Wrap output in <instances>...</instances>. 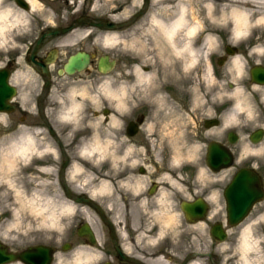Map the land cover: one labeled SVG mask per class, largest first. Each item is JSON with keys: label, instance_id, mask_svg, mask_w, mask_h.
<instances>
[{"label": "flooded vegetation", "instance_id": "1", "mask_svg": "<svg viewBox=\"0 0 264 264\" xmlns=\"http://www.w3.org/2000/svg\"><path fill=\"white\" fill-rule=\"evenodd\" d=\"M12 1L16 4L15 8L31 9L30 0H22V5L17 0ZM35 1L44 7L45 12L39 19L35 18L30 31L34 39L28 44L20 40L15 49L0 53V71L7 73V82L15 88V94L8 100L12 109L0 111V115H18L19 120L35 117L34 128L44 130L56 143L46 149L47 153L58 160V165L52 167L53 175L59 181L62 174L73 193L90 197L97 205L95 210L67 198L59 182L62 201L74 210H84L70 219L66 238L59 249L72 251L77 242L85 247L96 245L99 264H152L158 258H181L184 254L179 255L177 247H173L167 239L166 212L179 214L181 219L184 218L190 224L207 222L211 238L219 242L211 235L212 227H220L226 235L234 227L228 222L224 193L236 172L242 168L252 169L258 177V185L261 182L264 188V178L258 170L259 166L251 162H236L237 166L234 165L238 152L228 145L255 144L250 137L259 129L263 132L258 143L264 140V107L261 108L258 104L264 98V84L254 81L251 72L256 66L264 67V61L262 54L258 53V57L252 49L254 38L230 43L226 35H220L224 36L220 41L214 36L216 44L202 51L199 48L204 45L202 36L189 41L188 46L192 50H184L182 41L175 40L176 49L164 41L163 49L172 56V60L166 54L162 68L155 55L146 54L143 46L132 44L128 45V52L116 49L111 53L88 48L93 37L99 38L106 32L116 33V43L127 41L123 39V31L130 30L134 35L142 32L138 23L148 16L149 6L139 15L141 3L126 18L137 16L130 26L107 31L90 27L86 23V19L103 20L88 14L87 0ZM49 12L53 19L66 23L45 24L44 19L50 17ZM116 17L118 22L125 20L118 15ZM74 24L77 26L73 29L61 32L63 28ZM80 26L86 28L82 40L68 41L67 35ZM77 53L87 54L89 60L82 70L68 74L64 66ZM105 57L112 61V68L101 72L99 62ZM234 58L241 60L240 72L233 66ZM88 76L93 82L110 76L112 102L101 111L114 120L116 128L122 134V144H113L114 162L103 167V176L106 178L99 179L107 182L108 188L98 189L96 198L86 189H78L67 183L71 177L69 166L73 150L78 144L63 142V138L58 137L67 131L65 127L58 125V115L65 112L72 102L80 105L83 103V88L78 81L85 82ZM237 101L242 106L235 109ZM253 106L258 108L261 121L255 123L257 127L242 134L237 130L246 124V119L241 118V115H246L247 110ZM232 119H235L234 122ZM157 123L164 128L160 134L162 138L160 135L158 137L160 142L164 139V144L135 143L136 136L147 128L153 127L152 131L156 132ZM232 125L236 128L232 129ZM212 143L223 145L233 156L232 165L225 168L231 169V172L220 188L211 182L200 183L198 157L194 156L199 144H204L206 164L207 146ZM184 153L187 155L184 156ZM131 163L132 171L126 166ZM45 164H51V161L46 158L35 161L34 166L40 172L36 176L47 178L49 183V178L52 177L49 175L51 166H47V173L42 172ZM207 168L212 171L208 166ZM221 170L210 172L212 179L220 176ZM46 192L52 194L51 190ZM184 202L203 203V219L189 222L184 216ZM256 204L251 207L248 215ZM90 234L95 238L94 244L91 243ZM148 242L154 243L156 249H149ZM36 245L52 247L53 264L59 249L51 243H32L19 249H10L22 252ZM168 249L174 251L169 252ZM213 255L215 256L209 258V261L211 264H218V256ZM122 256L134 262L123 260Z\"/></svg>", "mask_w": 264, "mask_h": 264}, {"label": "rangeland", "instance_id": "2", "mask_svg": "<svg viewBox=\"0 0 264 264\" xmlns=\"http://www.w3.org/2000/svg\"><path fill=\"white\" fill-rule=\"evenodd\" d=\"M142 1L87 0V12L90 16L103 20H117V15L120 18L126 19L138 9ZM14 6L16 7V4L12 0H0V12L7 14L4 20L5 29H3V34H0V53L15 49L20 44V40H23V43L25 42L26 44L32 41L34 35L30 31L33 28L35 18L39 19L45 12L44 7L35 0H30L31 9L29 10L15 8ZM160 6L163 7V3L150 0L147 11V15L151 14L149 21L152 22V15L155 12H159ZM192 6L193 17H197L199 21H203V23L208 25V22L204 18L206 15L205 11H200V3L197 4V1L194 0ZM56 7H58L57 4ZM189 11L191 10L189 9ZM49 15L50 17L44 19L45 24L57 25L66 23V21L53 19L50 12ZM147 17L142 18L138 23V27L140 26L143 32L134 35L130 30L123 31L125 34L123 39L127 40L126 42L105 43L101 37H93L88 48H95L98 52L107 51L111 53L116 49L128 52V45L132 44L143 46L145 53L155 55L154 57L158 60L157 63L163 68L165 63L164 56L168 54L171 57V59L169 58L170 60H172V56L163 49L165 42L161 36L160 29L157 25L151 24ZM218 21L220 20H217L216 25H220L221 22ZM259 26V29L263 30V35L261 37L257 35V38L264 41V23L259 24ZM84 29L86 28L80 26L70 32L67 35L68 41L82 40ZM220 35L229 37L230 33L224 31L218 32L216 38L219 41L224 37ZM238 38L249 39L253 38V36L245 34ZM180 39L178 37V42ZM120 46L122 48H118ZM262 60L264 61V52L262 53ZM169 69L170 66H168V71H170ZM99 80L93 82L90 80V76H88L87 81H78L83 88V103L76 109L75 113L77 116L74 120H70L65 116V113L69 110L68 108L65 109V112L59 113L58 119L60 122L58 125L65 127L67 131L61 135L57 133L59 138H63V142L78 144L73 150V157L69 166L71 177L67 180V183L78 189H86L92 194L93 198H96L97 195L99 178L104 177V165L111 164L112 162V154L110 153L113 150L112 144H122L121 132L113 123H110V117H107L101 111L104 106H108L112 102V95L104 93V86H108L112 90L111 78L110 76H104L99 78ZM94 96L95 98H93ZM258 104L263 108L264 98ZM247 111L246 115H241V118L246 119V124L241 128H237L242 134H246L250 129L257 127L255 123L261 121L260 119L262 118L258 115L259 110L256 106ZM87 117L93 120L97 119V124L103 132L101 139L107 140L111 144L110 148L106 150L107 154L105 153L103 157L94 162H89L81 154V146L88 134V131L83 128V121ZM19 119L18 115H0V240L12 249H19L32 243H51L59 249L66 238L71 224L70 219L78 216L77 214L83 213L84 210L78 208L71 210L61 199L59 181L53 175L52 168L58 165V160L46 152L47 148L56 143L44 130L38 131L34 128L33 122L35 117L29 116L23 118L24 120ZM159 119L160 117L158 116L157 120ZM232 120L234 122L235 119ZM152 128H147L136 136L135 143L164 144V139L163 142H160L161 139L158 138L163 132V126L157 123L155 127L157 128L156 132L152 131ZM235 128L232 125V129ZM24 137H30L33 140L31 153L24 157L15 155L12 145L21 142ZM75 137H77L76 140ZM160 138H162L161 135ZM228 145L235 152H238L234 165L237 166L236 162L238 164L249 162L257 164L259 166L258 170L264 178V140L258 144L242 143ZM183 150L185 151V149ZM183 155L186 156L187 154L184 153ZM194 156L198 157L200 183L211 182L217 188H220L226 176L231 172V169L221 170L219 172L220 176H215L212 179V176L209 174L212 171L207 168L204 160V144H199ZM38 158H46L51 161V164L44 165L45 169H41L42 172L47 173V166H51L49 168V175L52 177L49 178V183L47 178L36 176L37 173H40L34 166ZM132 165L133 163L126 164L130 171H132ZM86 175L90 177L86 178ZM48 190H51L52 194H48L46 192ZM164 214L167 225V239L170 240L173 247H177L178 250L176 252L179 255L183 253L184 256L181 258L174 257V259L167 258L162 261L156 260L152 261V264H180L187 254L193 252L216 254L220 260L218 264H243L240 260V237L242 230L246 226H250L249 240L254 247L253 250L247 252L248 257L253 261V264H264V200L255 205L252 212L243 222L229 229L227 238L219 242H215L211 238L209 233L210 226L207 222L201 221L197 224H190L184 218L181 219L179 214L172 212ZM147 246L150 247L149 249H156L154 243L148 242ZM97 248L96 245L85 247L81 242H77L72 251H62L59 249L55 255L58 258L54 259L53 264L71 262L81 250L96 252ZM173 251L169 250V252ZM98 262V257L92 256L83 264H99ZM187 264H211V262L208 257L196 256Z\"/></svg>", "mask_w": 264, "mask_h": 264}, {"label": "bare ground", "instance_id": "3", "mask_svg": "<svg viewBox=\"0 0 264 264\" xmlns=\"http://www.w3.org/2000/svg\"><path fill=\"white\" fill-rule=\"evenodd\" d=\"M159 3H163V7L160 6L159 12H155L152 15V22L149 21L148 15L147 19L151 24L157 25L160 29L162 38L168 44H172L176 49V42L178 37L184 42L181 44L184 50H192L189 45V41L197 36H202L204 38V45L200 46V50H206L208 47L216 44L217 33L219 31L229 32L228 41L230 43L241 42L243 38H238L239 36L250 34L254 38V45L252 49L254 53L259 57L258 53L264 52V41L257 38L263 35V30L259 29V24L264 23V0H196L197 4L201 5V12L205 11L206 15L204 18L206 23L199 21L197 17L192 15V4L194 0H154ZM189 9L191 11H189ZM5 12H0V34H3V29H5L4 20L6 18ZM116 18V17H115ZM115 20V19H113ZM217 20L221 22L220 25H216ZM101 29V28H100ZM145 30V29H144ZM147 30V29H146ZM143 32V30H142ZM259 33V34H258ZM255 35V36H254ZM116 33H106L101 35L102 41L105 43L116 42ZM180 39V41H182ZM201 43V44H202ZM135 45V44H134ZM233 66L240 72L242 69L241 60L238 58L233 59ZM104 93L107 95H112V90L108 86H104ZM95 98V96L93 97ZM80 103L72 102L69 110L65 113V116L74 120L77 116L75 113L78 109ZM242 103L240 101L236 102V108H241ZM233 109V111L235 110ZM234 113H232L233 115ZM97 119L93 120L91 118H85L83 121L84 129L88 131L87 138L81 146V154L89 161L94 162L107 154L106 150L110 148L109 141L102 140V130L97 124ZM110 123L114 124V120L110 118ZM115 125V124H114ZM33 140L29 137H24V139L18 144H13L14 154L19 156H27L31 153ZM113 145V144H112ZM112 162H114L113 151H110ZM78 169V167H77ZM86 175V178H89ZM106 178V177H102ZM101 179V178H99ZM107 182L98 181V189H107ZM72 209V208H71ZM250 226H246L240 237L241 252L240 260L243 264H253V261L248 257L247 252L253 250V244L249 240ZM92 256L98 257L97 252L92 251H80V253L71 261L65 264H83L85 261L89 260ZM58 258L55 257V260ZM157 260L162 261L161 258ZM99 261V260H98ZM22 263V262H21ZM18 263V264H21ZM23 264V263H22ZM58 264V263H57Z\"/></svg>", "mask_w": 264, "mask_h": 264}, {"label": "water", "instance_id": "4", "mask_svg": "<svg viewBox=\"0 0 264 264\" xmlns=\"http://www.w3.org/2000/svg\"><path fill=\"white\" fill-rule=\"evenodd\" d=\"M150 0H143L142 8L138 14H142ZM21 4L22 0H17ZM25 8V6H23ZM136 15L125 19L121 22L115 21L113 19L93 21L91 19H86L88 26L93 28H101L104 30H117L130 26L136 19ZM77 24L70 27L63 28L61 32H67ZM59 34L60 32H54ZM89 60V56L85 53H77L72 55L65 64V71L68 74H73L75 71L82 70ZM112 68V61L107 57L101 59L99 62V70L101 72H107ZM252 77L254 81H261L264 84V67L256 66L252 69ZM261 79V80H260ZM15 94V88L7 82V73L5 71H0V111L6 110L10 111L12 109L9 106L8 100ZM262 130H257L253 135H251V140L253 143H258L262 139ZM53 135L54 133L51 132ZM234 141V139H231ZM66 162H64L63 167ZM233 163V156L229 149L218 143L208 144L206 153V164L212 171H219L221 169L231 166ZM64 194L67 198L81 204H86L93 209L97 210V205L90 197H82L81 195L73 193L69 187L66 185L63 175H60L59 180ZM258 177L253 172L252 169L242 168L236 172L235 178L233 179L231 185L225 190V198L227 201V214L228 222L231 226H236L243 222L247 217L251 207L264 200V188L261 186V182L258 185ZM257 183V184H256ZM183 212L185 218L189 222H195L197 220L203 219L205 213V205L199 202H184L182 204ZM212 237L217 241H224L227 237L225 231L218 226H214L211 229ZM91 243H95V238L90 234ZM196 256L211 258L215 256L211 253H200L193 252L188 254L180 264H187L192 258ZM53 258L52 247L46 245H36L34 247H29L27 250L22 252H14L9 249V247L0 240V264H11L23 262L25 264H51ZM121 259H125L129 262H134L132 259L122 256ZM137 263V262H136ZM104 264H112L110 262H105ZM141 264V263H140Z\"/></svg>", "mask_w": 264, "mask_h": 264}]
</instances>
